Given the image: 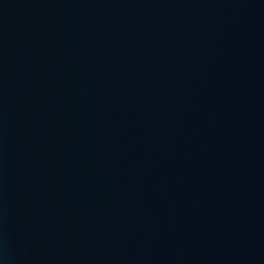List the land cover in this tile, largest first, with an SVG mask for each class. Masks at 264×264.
<instances>
[{
	"label": "water",
	"instance_id": "obj_1",
	"mask_svg": "<svg viewBox=\"0 0 264 264\" xmlns=\"http://www.w3.org/2000/svg\"><path fill=\"white\" fill-rule=\"evenodd\" d=\"M0 264H264V0H0Z\"/></svg>",
	"mask_w": 264,
	"mask_h": 264
}]
</instances>
